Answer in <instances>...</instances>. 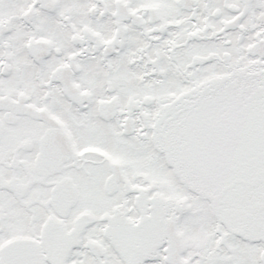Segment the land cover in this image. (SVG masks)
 Masks as SVG:
<instances>
[{
	"label": "snow or ice",
	"instance_id": "6c2138e0",
	"mask_svg": "<svg viewBox=\"0 0 264 264\" xmlns=\"http://www.w3.org/2000/svg\"><path fill=\"white\" fill-rule=\"evenodd\" d=\"M0 264H264V0H0Z\"/></svg>",
	"mask_w": 264,
	"mask_h": 264
}]
</instances>
